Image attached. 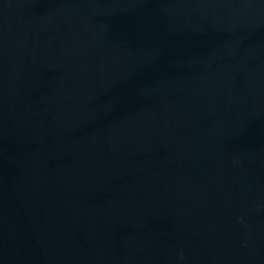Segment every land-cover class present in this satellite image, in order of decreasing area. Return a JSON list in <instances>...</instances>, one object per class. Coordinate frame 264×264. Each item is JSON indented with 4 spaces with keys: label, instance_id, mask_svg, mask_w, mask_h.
Segmentation results:
<instances>
[{
    "label": "water",
    "instance_id": "obj_1",
    "mask_svg": "<svg viewBox=\"0 0 264 264\" xmlns=\"http://www.w3.org/2000/svg\"><path fill=\"white\" fill-rule=\"evenodd\" d=\"M0 264H264V0H0Z\"/></svg>",
    "mask_w": 264,
    "mask_h": 264
}]
</instances>
